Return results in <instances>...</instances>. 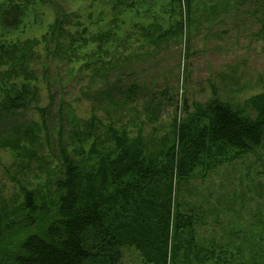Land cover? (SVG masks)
Returning <instances> with one entry per match:
<instances>
[{
    "label": "rangeland",
    "instance_id": "rangeland-1",
    "mask_svg": "<svg viewBox=\"0 0 264 264\" xmlns=\"http://www.w3.org/2000/svg\"><path fill=\"white\" fill-rule=\"evenodd\" d=\"M234 1L193 0L183 32L182 6L179 15L172 0H40L18 29L0 28V76L24 55L35 90L27 110L0 118L2 217L22 216L21 188L41 210H56L54 184L64 177L59 142L87 170L139 137L143 162L152 166L177 152L182 123L203 126L196 116L210 100L256 119L254 104L264 103L251 101L264 95V11L259 2ZM13 47L7 63L2 53ZM174 169L172 216L190 224L177 233L169 227L168 264H264L257 236L264 141L247 154L215 147L193 170ZM122 262L152 264L135 246L123 249Z\"/></svg>",
    "mask_w": 264,
    "mask_h": 264
},
{
    "label": "trees",
    "instance_id": "trees-1",
    "mask_svg": "<svg viewBox=\"0 0 264 264\" xmlns=\"http://www.w3.org/2000/svg\"><path fill=\"white\" fill-rule=\"evenodd\" d=\"M38 1L0 0L1 30L18 29L26 10ZM111 1L118 3V0ZM172 1L179 8V15L182 6L178 28L183 32L191 20L193 0ZM237 1L240 5L259 2L264 11V0H235V5ZM226 5L225 1L224 6L215 7L213 16L221 7L223 13ZM206 10L211 13L210 7ZM260 25L264 30V17ZM16 52L13 47L2 53L3 59L10 63V57ZM24 57L21 55L19 67L5 70L0 76V118H11L18 111L27 110L31 106L30 98L35 96L29 77L32 72L24 69ZM20 80L25 83L20 84ZM261 99L264 100V95L251 101ZM254 106L259 115L252 120L218 99L210 100L196 116L204 121L203 126L182 123L178 128L177 152L174 155L167 152L152 166L143 162L139 137L123 142L115 158L99 165L102 168L87 170L67 155L59 142L64 177L54 184L59 194L57 208L52 212L47 208L41 210L44 206L39 207L33 193L21 188L22 216L3 214L8 221L0 214V264L5 261L9 264H123L126 246L138 248L149 263L168 264L171 260L167 253L169 227L177 233L182 222L189 220L178 213L172 216L171 182L175 164L182 166V171L193 170L202 156L215 147L237 154L254 153L264 141V103ZM41 112L44 114V110ZM158 206L160 212L156 210ZM257 236L258 252L264 257V228L257 231ZM204 252L208 256L215 254L209 250ZM255 259L252 258V264Z\"/></svg>",
    "mask_w": 264,
    "mask_h": 264
}]
</instances>
